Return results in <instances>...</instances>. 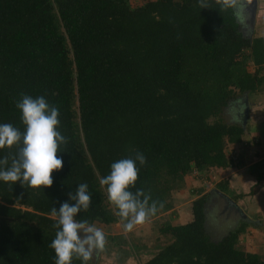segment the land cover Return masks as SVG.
<instances>
[{
    "label": "trees",
    "instance_id": "1",
    "mask_svg": "<svg viewBox=\"0 0 264 264\" xmlns=\"http://www.w3.org/2000/svg\"><path fill=\"white\" fill-rule=\"evenodd\" d=\"M223 4L0 0V123L23 131L16 101L21 94L44 96L59 109L66 138L51 186L0 181V264H54L53 209L80 183L88 185L91 203L78 221L108 230L124 225L100 184L114 161L137 152L146 157L130 190L157 202L154 215L173 208L186 176L243 162L246 128L225 115L245 94L255 100L264 93V36L245 34L246 16L238 19ZM16 151L2 149L0 157ZM224 184L218 189L227 190ZM207 197L193 201L190 222L161 228L165 243L143 264H264V254L238 245L246 224L220 239L210 236ZM113 239L123 249L133 246L129 237ZM87 264L101 262L92 254Z\"/></svg>",
    "mask_w": 264,
    "mask_h": 264
},
{
    "label": "clouds",
    "instance_id": "2",
    "mask_svg": "<svg viewBox=\"0 0 264 264\" xmlns=\"http://www.w3.org/2000/svg\"><path fill=\"white\" fill-rule=\"evenodd\" d=\"M222 6L232 8L237 18L242 19L246 5L244 0H224ZM15 106L24 130L10 123H0V150L17 148L11 157H0V181L13 184L19 181L22 186L44 189L52 185V172L61 169L63 164V157L57 155L61 152L59 146L66 140L58 130L59 109L50 105L44 96L26 94H21ZM145 163L146 157L137 152L134 157L111 163L109 173L100 179V184L106 186L108 201L115 207L116 215L125 221V231L144 223L157 211V202L150 203L151 197L142 189L130 190L138 178V165ZM67 195L68 200L53 209L57 216L54 224L57 231L49 247L54 250V264H72L74 258L87 264L93 252L103 249L105 235L101 229L76 219L90 207L88 185L77 184L75 192Z\"/></svg>",
    "mask_w": 264,
    "mask_h": 264
},
{
    "label": "crops",
    "instance_id": "3",
    "mask_svg": "<svg viewBox=\"0 0 264 264\" xmlns=\"http://www.w3.org/2000/svg\"><path fill=\"white\" fill-rule=\"evenodd\" d=\"M246 2H250V0H244L245 4ZM257 13L259 16L262 14L264 15V0H258ZM242 14H244L243 11ZM258 22L259 19L256 17V27L258 26ZM255 30L257 31V29ZM260 36H264V34ZM257 100L258 99L252 100V104L249 106L248 117L251 118L248 119L246 125L248 127L245 138V140H247L246 146L249 147L245 146L242 150L243 162L236 167L232 166L230 169L219 170V172L213 170L208 175L207 172H205V176L199 175L198 172H194L193 175L186 176L185 183L180 189L183 190L184 187H186L185 193L190 191L191 195L197 196V198L200 195L207 194L208 197L205 205L206 228L213 239H220L228 234V232L234 231L241 225L246 224V230L240 237V243L238 244L240 248L241 246L246 247V241L254 229L256 231H261L259 234H264V221H262V218L264 219V97L262 98V104H258L256 102ZM238 107L239 106H237V109ZM239 110L240 109L236 111L237 119H241V112H239ZM189 179L193 182H201V185L190 188L191 182ZM220 182H225L224 185L227 190L221 191L218 189L217 184ZM219 191L230 197L242 212L235 208V206L230 205L229 202L219 194ZM177 195L176 192L174 194L175 200L178 197ZM213 197L215 199H213ZM193 201L194 199L192 198L191 200L183 202L180 206L174 203L173 208L161 210L158 214L148 217L144 225L158 218L159 220L164 219L163 225L166 226L168 223L172 226L188 223L193 219L189 217L191 214L186 215L179 210L182 205H189L190 202L193 204ZM166 215H168V217L164 218ZM256 220L260 221L257 222ZM161 228H163L162 225H160L159 229ZM160 233L159 231L158 236H154L152 240L155 239L159 241L161 236ZM257 241L260 240H256V242ZM262 243L264 244V239ZM160 247L161 245L159 244L158 249H160ZM126 249L127 248L124 250Z\"/></svg>",
    "mask_w": 264,
    "mask_h": 264
},
{
    "label": "rangeland",
    "instance_id": "4",
    "mask_svg": "<svg viewBox=\"0 0 264 264\" xmlns=\"http://www.w3.org/2000/svg\"><path fill=\"white\" fill-rule=\"evenodd\" d=\"M143 2L144 0H131V4L133 7H139V5H142ZM257 14H256V17H258L259 19L258 26H257L258 28L255 25H254V28H250V29L248 28L245 29L244 28L246 27L245 25L242 26V31L248 36H252V35L256 36V35L264 34V15L262 14L259 16ZM255 29H257V31ZM254 69L255 68L251 65L250 70L254 71ZM263 97H264V93L259 95L257 98H255V100L258 99L256 102L258 104L260 103L262 104ZM246 99L248 101V105L250 106V104H252L251 103L252 99H250L248 94H245L244 96L240 97L236 105L239 106L238 109H240L239 112H241V122L245 126L246 131H247L248 126L246 125H247L248 119L251 117H245V115H243L245 108H246V104H245ZM235 109H231L232 112L231 113L229 112L225 115L227 121L233 119V116L235 118L236 111H237V110L235 111ZM217 171L219 172V170ZM195 180L198 181L197 179ZM189 181L191 182L190 188H192L193 186L198 187L201 185V182H193L190 179ZM185 192H186V187H184L183 190L177 191L178 197L174 202L177 206L178 205L180 206L183 202L191 200L192 198L194 200L197 198V196L195 197L191 195L190 191H187V193ZM213 199L215 198L213 197ZM179 211L183 212L186 215L191 214L189 217L190 219L193 218L191 202L189 203V205L187 204L182 205ZM167 217L168 215H166L164 218H167ZM163 220L164 219L159 220L158 218V219L151 220L150 221L151 223H145V225L144 223H142L143 225L142 224L136 225L134 227L135 229L133 228L132 231L129 233L128 231H125L124 225L120 223L112 225L109 228V230L105 225H94L95 227L103 231L104 235L107 237V239H105L107 244L105 245V247H103V249L95 251L93 255L97 257L98 262H101V264H143L144 262L149 260L153 256V254H155L158 251V244L164 245L165 243L163 235L160 236L159 241L155 239L152 240L154 236H158L159 231L161 232V229H159L160 225H162V227L165 226L163 225L164 224ZM262 221H264L263 218H262ZM260 232L261 231H256L254 229V231L251 233V235H249L248 240L246 241L247 242L246 247L241 246V248L245 249L246 251L250 250V252L251 251L257 252L261 255L264 254V244L262 243L264 239V234L263 235L259 234ZM116 236L129 237L131 240H128V242L133 245L132 248H129L130 250L128 248L124 250L122 247H120V245H116V240L113 239V237H116ZM256 240H260V241L256 242ZM132 253H134V255Z\"/></svg>",
    "mask_w": 264,
    "mask_h": 264
},
{
    "label": "water",
    "instance_id": "5",
    "mask_svg": "<svg viewBox=\"0 0 264 264\" xmlns=\"http://www.w3.org/2000/svg\"><path fill=\"white\" fill-rule=\"evenodd\" d=\"M257 8H258V0H250V7H249L250 17H249L247 22L251 23V28H254V25L256 22ZM245 104H246V108H245L244 115H245V117H248L249 105H248L247 99L245 100ZM219 194L222 197H224L229 202L230 205L235 206V208H237L238 210H240L242 212V210L239 209L238 205L230 197H228L226 194H224L220 191H219Z\"/></svg>",
    "mask_w": 264,
    "mask_h": 264
},
{
    "label": "flooded vegetation",
    "instance_id": "6",
    "mask_svg": "<svg viewBox=\"0 0 264 264\" xmlns=\"http://www.w3.org/2000/svg\"><path fill=\"white\" fill-rule=\"evenodd\" d=\"M246 6L244 7V9H243V13H244V15L246 16L245 17V20H244V25L246 26V27H244L245 29H250L251 28V23L250 22H247L248 21V19H249V17H250V10H249V7H250V2H246V4H245Z\"/></svg>",
    "mask_w": 264,
    "mask_h": 264
},
{
    "label": "built area",
    "instance_id": "7",
    "mask_svg": "<svg viewBox=\"0 0 264 264\" xmlns=\"http://www.w3.org/2000/svg\"><path fill=\"white\" fill-rule=\"evenodd\" d=\"M236 157H237V154H236V156H233L234 159H236Z\"/></svg>",
    "mask_w": 264,
    "mask_h": 264
}]
</instances>
